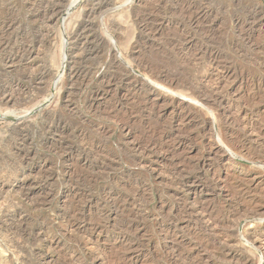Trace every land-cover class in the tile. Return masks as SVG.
I'll return each mask as SVG.
<instances>
[{
    "label": "rangeland",
    "instance_id": "obj_1",
    "mask_svg": "<svg viewBox=\"0 0 264 264\" xmlns=\"http://www.w3.org/2000/svg\"><path fill=\"white\" fill-rule=\"evenodd\" d=\"M0 264H264V0H0Z\"/></svg>",
    "mask_w": 264,
    "mask_h": 264
},
{
    "label": "bare ground",
    "instance_id": "obj_2",
    "mask_svg": "<svg viewBox=\"0 0 264 264\" xmlns=\"http://www.w3.org/2000/svg\"><path fill=\"white\" fill-rule=\"evenodd\" d=\"M143 52V51H142ZM167 52V51H166ZM153 53V52H152ZM152 53H150V54H148L147 55V60H146V63H147V67L149 68V71H150V73H151V77H152V82H154V83H157L158 85H162L163 87H167V89H172L171 88V86H173V84H171V83H173L171 80H169L168 79V81H166L165 79H163L162 77H161V75H159L155 70H159L161 67H169V66H171L172 65V59H171V57H167V58H162V57H156V56H154V54L153 55H151ZM163 53H164V51H163ZM165 54V53H164ZM169 54V53H168ZM165 56V55H164ZM166 56H168V55H166ZM178 55H176V57H177ZM146 58V57H145ZM173 63H175V62H173ZM175 67V66H174ZM183 69V68H182ZM161 70V69H160ZM169 70V69H168ZM182 72V71H181ZM177 74V73H176ZM180 75V74H179ZM182 75V74H181ZM170 77V76H169ZM172 79H173V77H171ZM174 78H176V77H174ZM166 79H167V77H166ZM181 81V80H180ZM182 82V81H181ZM178 84L179 85H186V82L185 83H179V80H177V82H174V86L176 85V86H178ZM167 85V86H166ZM187 85H188V83H187ZM19 133V132H18ZM5 157V156H4ZM4 162V161H3ZM6 162V161H5ZM8 162V161H7ZM221 216H219V218H220ZM218 218V219H219ZM226 218V217H225ZM221 219V218H220ZM224 222H226V221H224ZM16 247V246H15ZM17 247H18V245H17Z\"/></svg>",
    "mask_w": 264,
    "mask_h": 264
}]
</instances>
